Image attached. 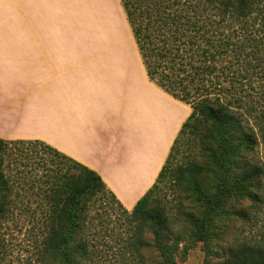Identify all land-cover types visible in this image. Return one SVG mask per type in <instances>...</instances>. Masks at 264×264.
I'll return each instance as SVG.
<instances>
[{"label": "trees", "instance_id": "obj_1", "mask_svg": "<svg viewBox=\"0 0 264 264\" xmlns=\"http://www.w3.org/2000/svg\"><path fill=\"white\" fill-rule=\"evenodd\" d=\"M263 3L119 0L149 81L189 105L191 113L155 182L131 211L96 172L45 142L0 139V222L8 218L12 203L5 161L11 156L20 162L32 154L49 155L41 159L39 178L47 227L38 245V264H95L90 222L92 207L101 199L118 206L133 230V246L153 249L158 264H178L177 257H186L190 246L198 243L205 249L203 264H264V238H236L228 248L215 250L235 221L248 218L244 202L254 205L264 195V165L255 157L256 149L264 147V109L243 103L250 122L239 110L243 101L227 97L234 83L252 75L264 79V35L254 38L248 52L243 42L232 41L233 36L247 33ZM229 19L237 28L228 24L226 31ZM244 55L250 58L246 65ZM184 146L187 157L179 163ZM167 191L177 197L178 217L171 214V205L160 202L161 193ZM146 234L151 242L145 241ZM138 264H145L141 256Z\"/></svg>", "mask_w": 264, "mask_h": 264}, {"label": "crops", "instance_id": "obj_2", "mask_svg": "<svg viewBox=\"0 0 264 264\" xmlns=\"http://www.w3.org/2000/svg\"><path fill=\"white\" fill-rule=\"evenodd\" d=\"M53 39L0 33V139L45 142L96 172L131 211L191 108L149 81L137 49L40 46Z\"/></svg>", "mask_w": 264, "mask_h": 264}, {"label": "rangeland", "instance_id": "obj_3", "mask_svg": "<svg viewBox=\"0 0 264 264\" xmlns=\"http://www.w3.org/2000/svg\"><path fill=\"white\" fill-rule=\"evenodd\" d=\"M254 17L257 20H250L247 33L242 32L238 37H232L233 42H243L246 52L255 44L254 38H262L264 35V9ZM228 24L231 28H237L229 19L226 31H230ZM18 32L33 33L38 37H55L53 40H40V46L68 48L72 53H93V49L119 48L126 49L131 54L136 50L119 0H0V33ZM249 59L245 56V65ZM241 83H234L227 97L236 96L243 101L239 102L240 109H236L244 113L245 119L251 122L243 103L257 110L264 109V79L259 80L252 75ZM182 150L183 153L178 157L179 163L184 162L187 157V146ZM256 151V159L264 165L263 145ZM13 158L11 156L6 160L3 168L9 178L12 203L8 218L0 222V264H38V245L47 227V204L43 201L39 178L42 176L41 159L47 160L49 155L44 152L32 154L26 159L22 158L20 162H14ZM261 190H264V186ZM160 200L161 203L166 202L172 206L171 214L174 217L179 216L177 197L173 198L167 191L161 193ZM187 204L188 202L185 203L186 207ZM243 205L249 213L248 218L243 222L235 221L233 228L215 246V250L221 252L236 238L251 241L264 238V195L261 202L253 205L245 201ZM92 217L89 240L95 264H138L140 256L145 264H158L159 260L153 249L137 250L133 246V230L128 220L109 199H101L94 204ZM151 239L146 234L145 241L151 242ZM211 259L218 261L216 257ZM177 260L178 264H203V244L190 246L186 257L178 256Z\"/></svg>", "mask_w": 264, "mask_h": 264}]
</instances>
